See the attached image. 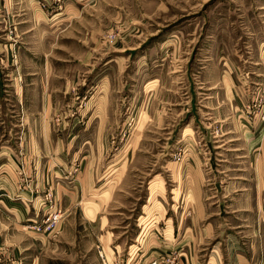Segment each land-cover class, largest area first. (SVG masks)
Wrapping results in <instances>:
<instances>
[{
  "label": "rangeland",
  "instance_id": "1",
  "mask_svg": "<svg viewBox=\"0 0 264 264\" xmlns=\"http://www.w3.org/2000/svg\"><path fill=\"white\" fill-rule=\"evenodd\" d=\"M46 138L72 188L25 194L0 172V264H176L159 242L191 219L193 188L227 211L208 220L249 223L235 210L264 187V0H0V152ZM86 167L97 181L72 198Z\"/></svg>",
  "mask_w": 264,
  "mask_h": 264
},
{
  "label": "crops",
  "instance_id": "2",
  "mask_svg": "<svg viewBox=\"0 0 264 264\" xmlns=\"http://www.w3.org/2000/svg\"><path fill=\"white\" fill-rule=\"evenodd\" d=\"M64 14L56 13L51 16L50 20L57 19L59 16H64ZM64 27L66 26L64 25ZM48 35H50V30ZM31 142L30 139L27 142H21L22 145H19V147L22 151L18 155H16L17 152L12 150L11 152L1 151L0 172L3 173L5 168H10L8 173L13 177L10 178L11 181L15 180V177L18 179L19 173L20 180L23 182H21V185H23L25 190L23 193L25 194H28L34 185L39 190L52 188L53 185L56 191L62 190V195L67 199V190H71L72 186H69L68 182L65 181L68 176L65 174L64 177L61 176L63 172L57 166L64 165L63 171H65L67 152H60L57 156H52L53 153L49 146L50 140L47 138L41 141L42 144L39 151L35 150V145H31ZM59 148L62 147L59 146ZM5 149H8V147ZM94 175L96 174L90 172L89 167L82 171L80 170L79 175L76 176L73 182L75 189L71 191L72 198L88 193V190L97 181ZM10 189L13 190L14 188ZM244 190L239 189L236 191V193L240 192L239 198H237L238 201H246L243 196H247L248 192ZM183 194L185 193L183 192ZM183 194L182 196H184ZM175 196H178V193ZM255 196L256 198L252 199L251 203L249 201L248 203H243L241 208H236L235 210L244 211L250 209L254 213L251 214L250 222L247 223L241 216V221L230 225L231 221L227 223L217 219L208 220L210 217L219 216V214L221 215V213H226L227 211L221 204L216 206L206 204L201 198L202 189L193 188L192 203L182 204L186 209L190 207L193 215L189 221L181 219L180 221H175V224L172 220H167L166 223H169L168 225L171 227L172 237H165L164 241L159 242L163 245V248H166L162 249L163 251L161 252L164 254L161 255L173 258L176 264H264V187L255 190ZM238 205L236 204L235 207H238ZM259 207H262L261 211ZM208 211L214 213L209 212L206 218V212ZM143 220L144 217H142V236L146 232V225ZM200 223L202 226L199 225Z\"/></svg>",
  "mask_w": 264,
  "mask_h": 264
},
{
  "label": "built area",
  "instance_id": "3",
  "mask_svg": "<svg viewBox=\"0 0 264 264\" xmlns=\"http://www.w3.org/2000/svg\"><path fill=\"white\" fill-rule=\"evenodd\" d=\"M49 220H50V218H49L47 221H49ZM52 220H53V221H56V220H57V217L54 216ZM101 258H103V257L101 256ZM152 264H157V263H156V262H153Z\"/></svg>",
  "mask_w": 264,
  "mask_h": 264
}]
</instances>
